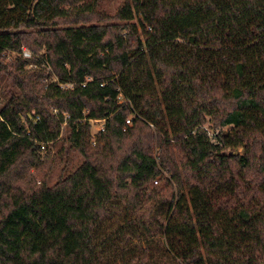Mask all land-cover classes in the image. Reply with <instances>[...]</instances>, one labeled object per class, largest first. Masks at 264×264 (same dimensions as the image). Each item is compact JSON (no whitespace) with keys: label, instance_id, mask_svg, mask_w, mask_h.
I'll use <instances>...</instances> for the list:
<instances>
[{"label":"trees","instance_id":"1","mask_svg":"<svg viewBox=\"0 0 264 264\" xmlns=\"http://www.w3.org/2000/svg\"><path fill=\"white\" fill-rule=\"evenodd\" d=\"M100 2L0 0V264H114L163 204L180 264H264V0ZM25 46L33 59L9 60ZM43 60L74 87H47L28 68ZM63 112L83 161L51 185L40 143L60 141ZM84 112L107 119L99 160Z\"/></svg>","mask_w":264,"mask_h":264},{"label":"rangeland","instance_id":"2","mask_svg":"<svg viewBox=\"0 0 264 264\" xmlns=\"http://www.w3.org/2000/svg\"><path fill=\"white\" fill-rule=\"evenodd\" d=\"M125 0H101L99 9L103 12L115 15ZM28 48L27 46H25ZM29 49V48H28ZM40 54L42 52H35ZM88 113V112H87ZM86 113V114H87ZM221 129L210 130L212 137L213 132L219 133ZM67 125L62 124V135L60 141L52 143L50 150L53 155H56V162L51 173L49 183L55 184L63 169L67 173L76 170L82 163L83 157L81 152L74 148L68 141ZM91 136L89 134L88 147L92 153L98 154V160L102 153L103 145L100 141L97 146L91 143ZM47 156L43 155L42 159ZM100 167V164H99ZM32 172H36L33 170ZM41 180H39V183ZM165 185V180L159 177L152 187L162 188ZM121 203H116L114 209L117 210L116 217L109 218L104 222V234L109 235L115 232L121 226ZM151 203L142 209L147 210ZM170 213V205L163 204L158 207L151 216L144 220L142 225L135 226L132 230L128 231L124 237L116 240L112 255L114 257V264H180L176 261L175 256L170 252L167 247L166 239L164 237L163 225L167 223Z\"/></svg>","mask_w":264,"mask_h":264},{"label":"built area","instance_id":"3","mask_svg":"<svg viewBox=\"0 0 264 264\" xmlns=\"http://www.w3.org/2000/svg\"><path fill=\"white\" fill-rule=\"evenodd\" d=\"M7 57L9 58V60L11 61L12 59H14V57H16L17 55H19L20 57L27 59V60H31L34 57V53L32 51H30L28 48L23 47L19 52H6ZM29 69H44L46 71V77L44 78V82L47 84V87L51 84V83H55L59 86L60 89H68V88H73L74 87V83H62L60 82V79L58 78V76L54 73L51 65L48 63V61L43 60L40 64L34 63V62H30L29 64ZM119 96H118V103L120 105L123 104H132V101L127 99L122 91L121 88H119ZM1 99V98H0ZM56 115L61 114V112L58 109L54 110ZM63 118H64V123L63 125H67L68 122L71 120V116L65 112L62 113ZM84 116H85V120L88 121L89 125H90V131L89 134L91 136V143L94 146H97L98 143H100V136L102 133H104L106 131L107 128V119H88L87 118V114L86 112H84ZM38 119H40L38 117ZM0 120H4L2 117L0 118ZM127 125L131 126L133 125V116H131L130 118L127 119ZM215 137V133H213ZM209 135L212 137L211 133L209 132ZM52 143H45L42 142L40 143V147H41V155H46L48 153L51 152L50 150V145Z\"/></svg>","mask_w":264,"mask_h":264}]
</instances>
